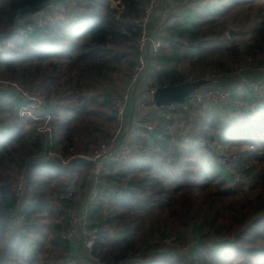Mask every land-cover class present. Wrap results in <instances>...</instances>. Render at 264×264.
I'll return each instance as SVG.
<instances>
[{
  "label": "trees",
  "instance_id": "1",
  "mask_svg": "<svg viewBox=\"0 0 264 264\" xmlns=\"http://www.w3.org/2000/svg\"><path fill=\"white\" fill-rule=\"evenodd\" d=\"M50 1L0 0V264H264V92L233 91L237 77L216 82L232 89L221 103L129 107L130 156L103 169L88 206L90 256L59 238L64 208L86 200L92 165L82 157L115 128L111 102L138 56L147 0ZM173 5L147 25L161 45L132 105L248 59L244 76L264 83V0ZM32 90L43 103L21 114V92ZM224 153L237 161L229 167Z\"/></svg>",
  "mask_w": 264,
  "mask_h": 264
},
{
  "label": "built area",
  "instance_id": "2",
  "mask_svg": "<svg viewBox=\"0 0 264 264\" xmlns=\"http://www.w3.org/2000/svg\"><path fill=\"white\" fill-rule=\"evenodd\" d=\"M54 1L56 0H51L50 2ZM157 3L158 0H147V2L143 5V30L137 42L138 56L136 57L134 64L129 70L127 84L124 86L121 93L117 97H114L111 102L114 110L115 128L111 133L109 139L106 142L100 143L98 148L89 157H82L92 165V170L87 177L89 196L79 207L77 212L75 211L76 213L73 212L74 214L72 213L70 215L67 225L59 232V238L62 241L67 242L70 245L76 243L79 248L78 251L87 257H89V255H87L86 253H90L92 251V248L98 237L96 229H92L91 231L87 230L89 224L88 206L97 197V185L99 182V178L102 175L103 169L108 165L125 161L130 156V140L132 136V129L125 130V115L133 97H136L137 93L141 91L139 79L143 74L146 65L148 64L150 55L156 53L161 45L157 31L150 32L147 30L148 23H150L152 19H154L153 17L155 16ZM40 19V15H36V18L32 21L33 24L28 25L27 32L30 33L35 29V27L40 26ZM256 69V71L259 72V75L261 74L262 76H264V66L258 67ZM244 70L245 69L241 70L236 75H227V77L229 78L237 77L239 80L235 82L233 91H241L246 86L254 93V96L256 98H260L264 92V83H262L261 81L247 80V76H244ZM237 75H239L240 77H238ZM220 81H223V79ZM214 82H217V80ZM13 86L17 88L15 84ZM17 90L19 89L17 88ZM154 92V89L147 91L146 97L138 101V103L141 102L139 104L140 108L148 105H155L152 97ZM231 93L232 89L230 88L227 90H223L210 86L190 95L185 99L182 105L178 106H180L184 111H191L196 109L197 105L203 101H211L214 104L221 103L227 100L230 97ZM21 96L26 101V106H23L21 108V114H27L29 116L33 115L31 109H38L43 103L40 91L38 90L22 91ZM175 105L177 104L170 105L168 106V108L173 109ZM40 131L50 132L51 127L49 125H46L45 127H42ZM43 150L44 152L42 154L45 155V159L48 160L50 158H53L52 155L48 156V154H46L45 145L43 146ZM230 158L234 160V163L237 161L235 155ZM224 160L228 163V158ZM67 163L63 159L59 160V165L62 167ZM62 198L69 200L72 198V193L70 192ZM15 207H17V204Z\"/></svg>",
  "mask_w": 264,
  "mask_h": 264
},
{
  "label": "water",
  "instance_id": "3",
  "mask_svg": "<svg viewBox=\"0 0 264 264\" xmlns=\"http://www.w3.org/2000/svg\"><path fill=\"white\" fill-rule=\"evenodd\" d=\"M236 30L229 27L226 36L229 40L234 39ZM211 81L200 79L197 81L184 82L177 86H167L163 89H156L153 94V102L156 107H168L172 104L182 105L187 97L195 92L210 87Z\"/></svg>",
  "mask_w": 264,
  "mask_h": 264
},
{
  "label": "rangeland",
  "instance_id": "4",
  "mask_svg": "<svg viewBox=\"0 0 264 264\" xmlns=\"http://www.w3.org/2000/svg\"><path fill=\"white\" fill-rule=\"evenodd\" d=\"M235 30V29H234ZM236 34H237V32H236ZM235 34V35H236ZM235 35H234V37H235ZM227 37V36H226ZM228 39V38H227ZM231 40H233V39H231ZM249 64L251 65V61L248 59V60H246L245 62H243V64L242 65H245V66H242V65H239V66H237V65H235V66H237V67H231L230 69H228V71H220V72H218V73H214V74H212V75H210V76H207V77H205L204 78V80H208V81H211L212 82V84L210 85V86H212L213 88L214 87H216L218 84L216 83V82H214V81H220V80H222V79H224L225 77H227V75H236V74H238L241 70H243V69H250V68H248V66H249ZM244 67H247V68H244ZM258 68V67H257ZM252 69V68H251ZM253 70V69H252ZM204 89V88H203ZM136 96H139V95H136ZM140 97H142V96H140ZM144 97H146L145 96V94H144ZM140 99H137V101L135 102V104H131L130 103V106L129 107H133V108H135V107H138V108H140L139 107V104L141 103H138V101H139ZM208 102H210V103H212L211 101H208ZM214 104V103H213ZM135 105V106H134ZM144 108V107H143ZM143 108H140V109H143ZM134 115V114H133ZM132 115V116H133ZM138 116H141V113L138 115ZM145 127H147V128H152L151 126H148V124L147 125H145ZM217 152H218V149L216 150ZM48 154V156H50V155H52L50 152H48L47 153ZM224 155L226 156L225 157V159L226 158H228V164L227 165H229V167H230V165H231V163H234V160H232L231 158H230V156L229 155H227L226 153H224ZM53 157H54V155H52ZM57 157H59V156H57ZM60 160L61 159H63V158H59ZM63 160H65V159H63ZM66 161V163H67V161H69V159H67V160H65ZM1 185H2V182H0V187H1ZM16 188H17V190H18V192H17V194H20V195H22V193H23V189H24V182H23V180L22 181H18L17 182V185H16ZM69 193V192H68ZM67 193V194H68ZM20 200H18L17 202H19ZM75 205L71 208V207H69V208H64V211H67L68 213H73L75 210H76V212H77V210L79 209L78 207H79V205L82 203V201H80V199H79V197H75ZM15 208H12V210H14ZM75 212V213H76ZM74 214V213H73ZM97 230V229H96ZM171 241V240H174L173 238H170V239H165V240H163V241H165V242H169V241ZM83 252V251H82ZM87 255H89L90 256V253H86Z\"/></svg>",
  "mask_w": 264,
  "mask_h": 264
},
{
  "label": "crops",
  "instance_id": "5",
  "mask_svg": "<svg viewBox=\"0 0 264 264\" xmlns=\"http://www.w3.org/2000/svg\"><path fill=\"white\" fill-rule=\"evenodd\" d=\"M175 1L176 0H158L157 6L155 9L156 17H158L159 15L163 17L166 13H168V11L174 7L173 4ZM88 196H89V191L87 190L86 199L88 198ZM72 199H73V193H72ZM73 200H75V197Z\"/></svg>",
  "mask_w": 264,
  "mask_h": 264
},
{
  "label": "bare ground",
  "instance_id": "6",
  "mask_svg": "<svg viewBox=\"0 0 264 264\" xmlns=\"http://www.w3.org/2000/svg\"><path fill=\"white\" fill-rule=\"evenodd\" d=\"M172 105H174V104H172ZM62 229H63V228H62ZM62 229H61V230H62ZM61 230H60V231H61ZM60 231H59V232H60Z\"/></svg>",
  "mask_w": 264,
  "mask_h": 264
}]
</instances>
